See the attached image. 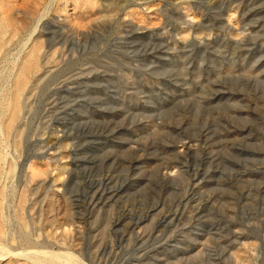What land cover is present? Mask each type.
<instances>
[{
  "label": "rangeland",
  "instance_id": "obj_1",
  "mask_svg": "<svg viewBox=\"0 0 264 264\" xmlns=\"http://www.w3.org/2000/svg\"><path fill=\"white\" fill-rule=\"evenodd\" d=\"M0 11V264H264V0Z\"/></svg>",
  "mask_w": 264,
  "mask_h": 264
},
{
  "label": "bare ground",
  "instance_id": "obj_2",
  "mask_svg": "<svg viewBox=\"0 0 264 264\" xmlns=\"http://www.w3.org/2000/svg\"><path fill=\"white\" fill-rule=\"evenodd\" d=\"M1 12V11H0ZM9 19V18H8ZM11 19V18H10ZM36 67V66H35ZM15 109V111H14V113H15V115L14 116H16V114H18L19 113V110H18V108H14ZM6 124V123H5ZM11 125V124H10ZM44 252V251H43ZM53 255V254H52ZM59 261V260H58ZM69 262H70V260H69ZM40 263V262H39ZM60 263V262H59ZM67 264H68V262H67Z\"/></svg>",
  "mask_w": 264,
  "mask_h": 264
}]
</instances>
